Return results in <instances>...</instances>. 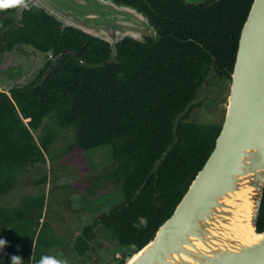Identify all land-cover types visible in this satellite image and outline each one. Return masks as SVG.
Listing matches in <instances>:
<instances>
[{
	"label": "trees",
	"instance_id": "16d2710c",
	"mask_svg": "<svg viewBox=\"0 0 264 264\" xmlns=\"http://www.w3.org/2000/svg\"><path fill=\"white\" fill-rule=\"evenodd\" d=\"M115 1L144 10L139 5L144 0ZM252 1L148 0L158 37H126L116 44L114 56L108 42L73 27L62 30L37 6L21 14L0 11V54L18 44L52 54L35 80L11 87L10 95L0 90V198L15 188L21 170L46 164L58 134L56 127L45 126L48 118L73 132L65 153L110 146L114 166L104 178L123 195L121 203L82 226L72 249L78 255L93 250L99 225L121 244L144 245L170 216L215 145L221 123L186 119L199 104L209 75L230 81ZM64 50L68 52L42 78ZM75 163L79 169L91 166L84 154ZM34 183L45 184L46 175ZM44 204L39 190L13 206L0 205V239L6 242L0 264H11L13 255L32 264L31 256L39 259L62 245L54 227L40 222ZM256 226L264 230V188Z\"/></svg>",
	"mask_w": 264,
	"mask_h": 264
},
{
	"label": "water",
	"instance_id": "95a60500",
	"mask_svg": "<svg viewBox=\"0 0 264 264\" xmlns=\"http://www.w3.org/2000/svg\"><path fill=\"white\" fill-rule=\"evenodd\" d=\"M32 6L54 17L62 30L73 27L108 42L111 56L126 37L142 41L144 33L157 35L144 14L124 2L27 0V7L16 11ZM67 52L53 57L42 78ZM263 188L264 0H253L240 30L212 151L149 241L137 247L115 240L111 251L131 252L124 264H264V230L256 226Z\"/></svg>",
	"mask_w": 264,
	"mask_h": 264
},
{
	"label": "rangeland",
	"instance_id": "374dc122",
	"mask_svg": "<svg viewBox=\"0 0 264 264\" xmlns=\"http://www.w3.org/2000/svg\"><path fill=\"white\" fill-rule=\"evenodd\" d=\"M48 59L49 53L28 45L18 44L10 52H3L0 54V90L8 92L11 87L32 82ZM207 80L199 95L201 98L196 101L199 104L192 108L186 120L220 124L224 117L229 80L212 75ZM45 126L56 127L58 133L46 156V164H35L21 170L15 188L0 198V205L13 206L25 195L43 191L45 204L40 222L48 221L54 227L56 237L62 241L61 246L51 248L47 255L66 259L68 264L125 262L131 252H112L116 241L111 231L103 225L97 226L96 238L92 241L93 250L88 251L87 255H78L72 249L73 241L84 224L91 223L93 217L123 201L118 186L104 178L114 166L110 146L102 145L88 151L75 149L65 153L67 145L73 141L72 130L59 128L48 118ZM83 154L91 164L88 169H79L75 163ZM43 175H46L45 184L34 183ZM103 184L105 187L100 188Z\"/></svg>",
	"mask_w": 264,
	"mask_h": 264
},
{
	"label": "clouds",
	"instance_id": "9594fccd",
	"mask_svg": "<svg viewBox=\"0 0 264 264\" xmlns=\"http://www.w3.org/2000/svg\"><path fill=\"white\" fill-rule=\"evenodd\" d=\"M27 7V0H0V11ZM5 241L0 239V248L5 246ZM32 264H68L66 259L58 258L55 255H42L39 259L30 257ZM11 264H24L20 256H11Z\"/></svg>",
	"mask_w": 264,
	"mask_h": 264
},
{
	"label": "flooded vegetation",
	"instance_id": "af4514ba",
	"mask_svg": "<svg viewBox=\"0 0 264 264\" xmlns=\"http://www.w3.org/2000/svg\"><path fill=\"white\" fill-rule=\"evenodd\" d=\"M184 1V0H183ZM206 1V0H205ZM204 1V2H205ZM185 3H189V4H193L194 2H186V1H184ZM135 3V2H134ZM200 3V2H199ZM128 4H131L132 6H134L133 5V3H128ZM137 4V3H136ZM194 4H196V3H194ZM139 5L141 6V7H143L144 8V10L143 11H141V10H139V8L138 7H136V6H134V7H136L140 12H142L143 14H144V18L146 19V20H148L151 24L153 23V20H152V18H151V13L149 12V11H151V4L148 2V0H144L142 3H139ZM154 22L155 23H157L156 22V19H154ZM153 26H154V23L152 24ZM155 27V26H154ZM156 28V27H155ZM156 31H157V29H156ZM144 37L143 38H145V37H147V36H149V35H147V34H145L144 33V35H143ZM149 37H151V36H149ZM158 37V31H157V35H156V37H153V38H157ZM6 51V50H5ZM4 51V52H5ZM6 52H8V51H6ZM109 253V252H108ZM108 253H107V255H108ZM103 261H104V259H103Z\"/></svg>",
	"mask_w": 264,
	"mask_h": 264
},
{
	"label": "built area",
	"instance_id": "2783aa9c",
	"mask_svg": "<svg viewBox=\"0 0 264 264\" xmlns=\"http://www.w3.org/2000/svg\"><path fill=\"white\" fill-rule=\"evenodd\" d=\"M49 56H50V58L52 57V54L51 53H49Z\"/></svg>",
	"mask_w": 264,
	"mask_h": 264
}]
</instances>
